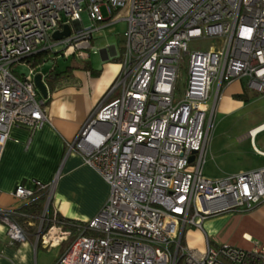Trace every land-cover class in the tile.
I'll use <instances>...</instances> for the list:
<instances>
[{
	"label": "built area",
	"instance_id": "1",
	"mask_svg": "<svg viewBox=\"0 0 264 264\" xmlns=\"http://www.w3.org/2000/svg\"><path fill=\"white\" fill-rule=\"evenodd\" d=\"M106 21L125 23L119 71L66 146L109 195L95 217L69 225L78 236L53 264H264V245L212 247L204 236L199 252L182 242L210 218L264 203V166L216 180L203 175L224 86L243 80L264 97V0H0V159L12 127L33 132L47 122L33 71L17 77L11 67L41 51L86 60ZM65 26L70 35L54 41ZM192 41L213 45L190 50ZM263 131L248 132L262 158L254 140ZM54 185L30 180L13 193L18 201L44 197L35 249L74 235L50 210ZM15 211L0 208L11 246L29 239Z\"/></svg>",
	"mask_w": 264,
	"mask_h": 264
},
{
	"label": "crops",
	"instance_id": "2",
	"mask_svg": "<svg viewBox=\"0 0 264 264\" xmlns=\"http://www.w3.org/2000/svg\"><path fill=\"white\" fill-rule=\"evenodd\" d=\"M105 19L107 20V16ZM110 22L100 24L93 34L94 38L113 24L123 21ZM94 38L91 45L95 44ZM103 50H106L108 57L105 52L100 54L104 62L100 70H94L87 60H83V64L80 63L79 66L86 65L89 70H75L70 73L69 78L58 82L51 89L47 88V98L44 99L47 122L41 128L33 132L21 126L10 129L0 159V208L17 209L23 201L13 197L15 188L18 184L29 186L30 180L39 181L43 185L55 181L50 210L65 220L85 223L95 217L107 201L108 185L83 163L79 155H67L66 146L89 119L118 74L120 58L116 63L110 62L116 55L115 49L109 47ZM41 75L45 84L46 73ZM249 91L252 90L246 87L243 80H235L224 86L216 102L215 113L219 112L227 117L236 114L250 104ZM252 92L255 96H260ZM263 124L264 120L248 132ZM248 132L238 138V141L249 139ZM263 133L264 131L257 134L255 140ZM255 140L254 147L264 152V148H257ZM252 152L260 159L259 166L251 169L253 171L264 166V158L257 155L253 147ZM246 229L253 235L245 232ZM204 236L212 247L229 245L239 248L237 245L240 243L251 244L254 240L257 244L255 247H262L264 203L247 212L234 211L210 218L203 223V232L187 229L182 242L190 249L203 252ZM34 244V241L29 240L20 245H9L4 226L0 223V264H35L32 258L33 251L36 250Z\"/></svg>",
	"mask_w": 264,
	"mask_h": 264
},
{
	"label": "rangeland",
	"instance_id": "3",
	"mask_svg": "<svg viewBox=\"0 0 264 264\" xmlns=\"http://www.w3.org/2000/svg\"><path fill=\"white\" fill-rule=\"evenodd\" d=\"M101 12L106 18L104 9H102ZM110 23H112V21ZM124 29V23L120 22L113 24L108 29L102 31L100 35H97L95 38L93 35L95 44L92 45L90 50L86 51L89 55L86 62H88L94 70H100L104 63L99 54V51L103 49L109 47L115 49L116 55L110 59L111 63H116L120 58L123 43L122 34ZM209 45H213V41H192L189 43V49L194 50L200 47L205 48ZM94 51H96V53H94ZM82 61L83 60H80L75 56L64 58L62 57V53L58 52V54H48L47 60L40 66L30 68L26 63H19L11 67V71L15 76L20 77L21 75H29L30 70H32L34 76H36L37 74L47 73L53 67L63 70L70 65L83 64ZM184 75L185 73H183V77ZM248 93L251 100L249 101L250 104L243 107L236 114L227 117L226 115L216 112L214 115V125L209 135L205 163L203 166L204 175L212 180L249 172L252 168L257 167L260 164V159L252 152L250 140L245 139L241 142L238 141V138L247 133L249 129L264 120V97L261 95L255 96L256 94L252 91H249ZM255 144L259 149L264 148V133L257 137ZM244 231L252 234L249 229ZM77 236L78 233L75 232L73 237L69 238L68 241L62 243L56 248L43 249L41 246H37L32 254L34 263L53 264L59 254H63L69 249ZM32 239H34V236H32L31 240ZM32 241L35 242V239ZM255 242L256 240L251 244L240 243L237 247L249 250L257 245Z\"/></svg>",
	"mask_w": 264,
	"mask_h": 264
},
{
	"label": "trees",
	"instance_id": "4",
	"mask_svg": "<svg viewBox=\"0 0 264 264\" xmlns=\"http://www.w3.org/2000/svg\"><path fill=\"white\" fill-rule=\"evenodd\" d=\"M47 58H48V53L46 51H41L37 53L36 55L28 58L24 62L28 64L30 68H35L37 66H40L42 63H44L47 60ZM75 70H89V67L86 65H83V66L70 65V66L65 67L63 70H59L57 69V67H53L45 75L44 81H45L46 87L48 89H51L58 82L69 78L70 73ZM43 204H44V197L36 196V197L23 201L22 204L15 211L16 213L14 217L16 221L18 222V224L22 226V228H24L26 232L28 233L29 235L28 241L31 240L32 236H34L35 234L39 219L42 214ZM57 218L60 221L66 222L67 224L66 228H69V229L72 228L70 227L71 225L82 224V223H77V222L70 221V220H65V219L59 218L58 216ZM71 230L73 231V233L76 232L74 228Z\"/></svg>",
	"mask_w": 264,
	"mask_h": 264
},
{
	"label": "water",
	"instance_id": "5",
	"mask_svg": "<svg viewBox=\"0 0 264 264\" xmlns=\"http://www.w3.org/2000/svg\"><path fill=\"white\" fill-rule=\"evenodd\" d=\"M69 35H70V28L68 26H65L61 32L54 33L52 36V39L54 41H58L64 37H68ZM102 52H105L106 56L108 57L106 50L99 51V54H101ZM34 84H35L37 91L41 95V97L43 99H46L47 98V87L42 80L41 74H37L36 76H34ZM190 161H192V158L190 159Z\"/></svg>",
	"mask_w": 264,
	"mask_h": 264
},
{
	"label": "bare ground",
	"instance_id": "6",
	"mask_svg": "<svg viewBox=\"0 0 264 264\" xmlns=\"http://www.w3.org/2000/svg\"><path fill=\"white\" fill-rule=\"evenodd\" d=\"M263 125H264V124H263ZM261 126H262V125H261ZM259 127H260V126H259ZM259 127H257V128H259ZM257 128L251 130V131H252V134L254 133V131H255Z\"/></svg>",
	"mask_w": 264,
	"mask_h": 264
}]
</instances>
